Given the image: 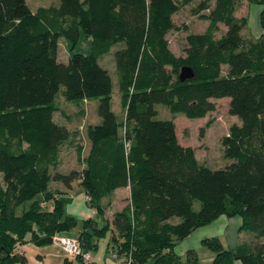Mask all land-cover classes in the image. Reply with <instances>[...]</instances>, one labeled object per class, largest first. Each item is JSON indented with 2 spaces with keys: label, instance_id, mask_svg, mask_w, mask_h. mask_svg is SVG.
Segmentation results:
<instances>
[{
  "label": "trees",
  "instance_id": "obj_1",
  "mask_svg": "<svg viewBox=\"0 0 264 264\" xmlns=\"http://www.w3.org/2000/svg\"><path fill=\"white\" fill-rule=\"evenodd\" d=\"M193 1L59 0L32 10L26 0H0V264H25L18 246L51 243L78 225L52 181L67 189L77 182L101 216L112 192L129 187V201L102 228L82 220L77 240L86 251L111 224L112 251L131 264H198L194 249L185 260L176 254L178 243L221 215L239 216V231L255 240L225 248L218 237L204 238L210 264H264V0H248L262 7L257 38L242 34V0H200L193 12L207 27L188 35L184 53L175 55L166 35L177 27L173 16ZM80 31L91 39V53L59 61V39L73 45ZM117 43L122 119L111 109V77L98 62ZM183 66L194 75L182 82ZM60 90L67 101L97 99L100 119L85 127L89 149H77L80 168L67 172L57 168L61 146L76 133L53 120ZM224 97L241 123L221 139L233 161L213 170L178 142L174 122L158 119L155 106L204 118ZM174 216L180 222H169Z\"/></svg>",
  "mask_w": 264,
  "mask_h": 264
},
{
  "label": "rangeland",
  "instance_id": "obj_2",
  "mask_svg": "<svg viewBox=\"0 0 264 264\" xmlns=\"http://www.w3.org/2000/svg\"><path fill=\"white\" fill-rule=\"evenodd\" d=\"M199 1L200 0H195L189 5L182 7L173 16L174 23L177 27L175 30L167 33L166 39L169 48L175 55H182L184 53L183 51L188 35L202 33L207 27V20L201 17L199 14H195L193 12L194 9L196 10L198 8ZM26 2L30 9L35 10L40 6H56L58 5L59 0H26ZM248 3L251 4L248 0L241 1V4L239 5L236 12L237 17L247 18V16L244 15L247 13L245 7ZM202 13H205V11H201L200 14ZM251 21L252 18H250V23ZM220 25L221 27L219 26V30L216 33L217 37L221 36L225 30V26L222 24ZM247 26L243 30V36L246 38H250L252 37V31L251 28H248ZM250 26L252 27V24ZM122 46L123 43H117L111 48L110 52L98 58V62L108 71L111 77L112 94L110 106L112 111L118 115L119 119H122L121 115L123 114V107L121 103V94L119 92L118 80L115 70L114 52ZM91 48V39L82 31H80L78 41L73 45H68L63 38L59 39L57 58L61 62H67L69 56L73 54H90L92 51ZM60 89L63 90V87H61ZM61 90L55 98V105L57 109L53 114V120L57 124L66 126L69 130H75L74 133L77 134L76 137L78 138L75 139L73 143L74 146L85 144L86 125L88 123L99 122L100 120L96 113L97 99H90L88 101L85 100L80 102L67 101L61 95ZM213 101L215 103V109L212 112L208 113V115H206L204 118H188L182 114H172L163 104H157L155 108L158 112V119L172 120L174 122L176 136L179 137L180 141H184L186 144L194 148L196 158L199 163L214 170L224 168L233 161L230 158L224 157L221 139L224 135L229 134L232 126L240 125L241 121L237 116H233L228 113L227 106L229 103V97L214 99ZM123 133L124 129H122V134ZM65 149L67 153L68 144L66 145ZM66 156L67 154L62 155L57 166L58 170L62 172L70 171L76 168L77 165L74 155H72L74 161H71L70 163L67 162L68 159L66 158ZM68 198L69 200L65 204L64 212L67 215L75 216L79 220L78 225L76 226L74 231L81 230L82 220L88 218L91 215V211L93 208L89 207L85 202V196L82 188L77 183L71 190H69ZM199 205V202L195 200L193 204L194 210H198ZM226 217L228 216L221 217L216 221L207 224L206 226L203 225L204 227L199 230H207L209 231V233H214L211 235L217 236L225 248H228L230 243L238 244L243 241L255 240L254 234L251 231L241 230V233H239L236 231V229H233L231 231V234H228V229L226 230L225 228ZM169 222L178 223L180 222V218L174 216L169 219ZM197 232L195 233L196 235L198 234ZM192 236L194 237L195 235ZM194 250L198 258V264L211 263L214 254L207 246L203 245L202 242H197V244H195ZM179 251L182 250L179 249ZM181 257L182 260H185L184 251L181 252Z\"/></svg>",
  "mask_w": 264,
  "mask_h": 264
},
{
  "label": "crops",
  "instance_id": "obj_3",
  "mask_svg": "<svg viewBox=\"0 0 264 264\" xmlns=\"http://www.w3.org/2000/svg\"><path fill=\"white\" fill-rule=\"evenodd\" d=\"M245 8H246L247 13L244 16H247V20H248L247 21L248 22L247 27L251 28L252 38H257V37H259V35L262 32L260 24H259V14H260L262 7L260 5L254 4V3H251V4L248 3ZM250 18H252L251 23H250ZM251 24H252V27L250 26ZM219 26L221 27V25H219ZM223 30H224V28H223ZM243 30H242V34H243ZM96 123H98V122H96ZM69 131H75V130L71 129ZM76 135L72 136L68 141H66L61 146L59 161H60L62 155L67 154V156H66V158L68 159L67 162L70 163L71 161H74L72 155L75 156V162H76V154H77L78 148H81L82 155H85L87 153V151L89 149V142L85 141V144H80L77 146L73 145L75 139L78 138V137H76ZM177 139L181 145L188 146V144H186L184 141H180L178 136H177ZM71 142H72V144H71ZM67 144H68V152L66 153L65 148H66ZM74 149H75V151H74ZM79 168L80 167L76 165L75 169H79ZM76 183L77 182L72 183V188ZM50 188L60 191V193H61L60 195H63V196L65 195L67 197H68L69 190L72 189V188L67 189L62 183L56 182V181H52L50 183ZM128 201H129V187L127 186V187L117 188V189H115V191L112 192V195L105 200V203L107 204L105 214L103 216H101L93 208L89 218H92L95 221L97 228H102L106 224V220L111 221L114 213L121 210L122 207ZM46 207L49 210L52 209L53 203L48 202ZM221 217H225V216L221 215L217 219H219ZM216 220H214V221H216ZM214 221H212V222H214ZM225 223H226L225 228H226V230L228 229V234H231V231L233 229H236L237 232L241 233L239 231V227L242 223V220L239 216L232 217V218L226 217ZM206 225H204V226H206ZM204 226H201V227L195 229L194 231H192V233L188 237H186L185 239L180 241L174 249L176 254L181 256L182 251H184L186 254L187 250L194 249L195 244H197V242L201 243V241L204 238L217 237V236H212L211 234H214V233H209V231H207V230H199ZM81 230H77V231L73 230L71 232H66L65 235H67V236L69 235L70 237H77L78 233ZM107 230L105 231L103 236H101L99 239L96 240L95 245H94L93 249L91 250L92 261L89 263H84L79 259H67L63 249L59 245L55 244L53 241L51 243L41 245V246L35 245L32 242H27V243L22 244L18 247H19V251L26 258L25 264H127L122 260H115L111 257L112 246L110 244V238L113 234V227L111 224ZM197 231H199V232H197ZM196 232L198 233L197 235L195 234ZM215 232H217V231H215ZM192 235H195V236L193 237ZM253 241H247V242H253ZM243 242H245V241H243ZM238 244L230 243L228 248H233ZM179 249L182 251H179ZM239 263L240 262H236L235 264H239ZM144 264H152V262L148 261V262H145Z\"/></svg>",
  "mask_w": 264,
  "mask_h": 264
},
{
  "label": "built area",
  "instance_id": "obj_4",
  "mask_svg": "<svg viewBox=\"0 0 264 264\" xmlns=\"http://www.w3.org/2000/svg\"><path fill=\"white\" fill-rule=\"evenodd\" d=\"M86 200H90V198L86 197ZM52 241L63 249L67 259H79L84 263H89L92 261L91 251L84 250L78 243L76 237L56 234L53 236ZM111 257L115 260H122L127 264H131L130 257H122L118 255L115 251H112Z\"/></svg>",
  "mask_w": 264,
  "mask_h": 264
},
{
  "label": "water",
  "instance_id": "obj_5",
  "mask_svg": "<svg viewBox=\"0 0 264 264\" xmlns=\"http://www.w3.org/2000/svg\"><path fill=\"white\" fill-rule=\"evenodd\" d=\"M193 75V71L190 67L183 66L179 72V80L183 82L186 79H191Z\"/></svg>",
  "mask_w": 264,
  "mask_h": 264
}]
</instances>
